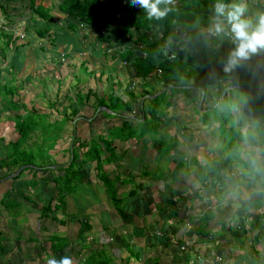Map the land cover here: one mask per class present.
Instances as JSON below:
<instances>
[{"label":"rangeland","instance_id":"374dc122","mask_svg":"<svg viewBox=\"0 0 264 264\" xmlns=\"http://www.w3.org/2000/svg\"><path fill=\"white\" fill-rule=\"evenodd\" d=\"M13 2V0H11ZM57 1L59 0H36V2H40L44 7H48L50 10V13L54 15V20H56L53 23L45 22L44 20H38V17L30 18V12L27 8L28 2L25 1L24 3L26 6V10L22 9L21 13L25 12L23 15L24 17H17L15 20V16H13L10 19L9 23V32L13 33V43L8 44V47H5L4 49L0 50V63L1 66L5 65L7 66L8 71H4L2 73L0 71V88L3 89L0 92V104L5 109L8 108L10 111V117L9 120H11L15 127V138L12 137L11 139H7V141H11V143L6 146V148L9 151L6 155L0 154V165L5 166L6 163H10L7 167L14 166V172H7L4 173L6 175L5 177H8V179L1 181L2 182H9V189L6 190L3 193H0V203H3L6 206L11 207L10 205H15L17 203V200L24 198V187L32 185L35 183L29 182L30 184H27V180L17 176V173L20 169H23V173L26 171L31 172L32 174L38 175V168L41 164H44L43 167H45V173L46 177L44 176L37 177L41 180L39 184L42 183V187L40 189L42 190V193L40 194L39 190L37 189L34 196H28V199H31V203L34 206H37L38 203L41 205L43 204V197L44 194L51 197L52 196V189H54L56 182L54 180L50 179L49 175L52 173L53 175H56L58 173V167H62L64 165H61L65 163L68 160V157L71 152V146H72V140L73 137L82 138V135L84 133V136H87L89 134V130H91V127L93 124H90V118H85L83 116L87 115L88 113L92 111V108L94 110V104L93 101L95 100V97H90V99L82 98L84 96V92L87 90L88 85H91V88H94L96 92L101 95L102 93H106L109 82H103L102 79L105 77V74L110 72H118L119 75L125 72L126 67H121L120 69H117V64L119 61H113V59L107 57H103L101 55V51L103 48L106 50L107 44L104 42H96L94 45L97 47L94 48L93 53L94 60L92 61V68L94 69V72H96L95 77L100 78V81L92 80V74L88 75L89 73H86L84 71L82 59L80 56H88L87 55V48L89 52V44L92 41V39L95 38L96 35L93 34V31H91L89 28H87L85 25L81 23V21L76 20V27L72 28L70 27V21L71 19H66V16L63 14L55 11L53 7H56L54 5H57ZM252 1V2H250ZM234 1L231 0L230 4H233ZM19 4H21V0H14V12L18 14L19 12ZM244 5L246 6V11L244 13V19H250L253 20V22H257V18L259 14L264 13V0H245ZM18 6V8H17ZM3 11V9H2ZM10 12H13L12 9L9 10ZM248 14V18L246 17ZM24 19V20H23ZM5 20V19H4ZM44 21V22H43ZM254 23V25H255ZM25 26V27H24ZM45 27H49V30L46 31L44 36H39L37 30L42 29ZM6 28H3L0 26V45L3 43H6V39L4 38L3 33L6 32ZM25 30V31H24ZM214 33H217L214 31ZM230 33V32H229ZM227 32H221L217 33V36L221 39V42L227 45V47L234 48L235 44L233 43V37L231 34ZM160 34V33H158ZM210 36L212 34L209 31ZM91 36V37H90ZM95 40V39H94ZM93 40V41H94ZM18 42H22L21 46H17ZM23 46V47H22ZM25 46V47H24ZM106 46V47H105ZM85 47V48H84ZM167 50L170 53H173L174 55L180 54L182 52V47L179 45V42L173 41L170 43V45H167ZM37 55L33 57V52ZM115 48L112 47L107 50V53L114 52ZM75 56V57H74ZM69 57L72 60H76V62L70 63L68 65V72L67 71H61L59 78L57 79L55 77L54 73H48V69H56L60 64L66 63V58ZM28 59L27 62L32 63L34 62V65L37 66L38 71L35 69V74H30L29 77L19 78L20 74H16V72H20L22 67L19 69H16V64H19V61ZM32 59V60H31ZM172 59V58H171ZM258 61L255 69L251 72L253 75L254 80H256L259 84L263 85L264 83V49L259 50L257 53L252 54L250 58L243 60L248 66H253ZM26 62V63H27ZM60 64H57V63ZM78 62V63H77ZM45 64H47V67H44ZM124 66H129L125 65ZM26 69L28 66L25 67ZM6 69V70H7ZM25 69V70H26ZM98 72V73H97ZM100 72H105L103 75L100 74ZM161 71L158 72L160 74ZM51 76H50V75ZM5 75V79L8 80L3 81L2 77ZM46 80V82L44 81ZM59 80V81H58ZM21 82L20 86L25 87L22 92H18V86L17 82ZM103 83H102V82ZM14 82L17 86V91H13L10 94H5V90L9 89L13 86ZM124 84V83H123ZM151 84V82H150ZM134 84L132 86V91L139 92L140 86ZM152 87V86H150ZM160 88V85L156 84V89ZM116 95L120 97L122 101L127 99V96L124 94H120L122 92V87H115L111 89ZM110 90V91H111ZM154 90V89H153ZM160 90H163V88L159 89L156 94L159 93ZM80 95L79 97L75 98L76 95ZM154 94V95H156ZM232 98L227 101V104L230 105L229 109L225 111L223 114L220 113L218 109H216L213 114L210 111L208 114L210 115V127H207L206 124H198L201 127L205 126V129L202 131L200 130L201 127H198L196 129L189 128L188 126L182 130V132L179 130L182 126V123H186L187 125L192 126L190 118H197L195 116L198 114L199 111V103L201 101V98L198 97L190 98L187 94V91H185L182 95H179L177 97L174 96L171 100V115L174 117H178V121L171 120V118H167L165 120V125L169 133L172 132L174 137H178L179 146L181 147L182 153H180V157L183 158V154H187L188 150L189 152H192L194 149V146L196 147V150H200L203 155L210 156V153H213L212 150H210L211 142L212 144H220L218 141H221V145H218L216 147L217 154L215 156H210L211 161H219L221 158L229 157V165L230 164H236V163H249L248 158L245 156L247 155V151L249 152L251 150L250 144L244 145L242 148H245V151H240L241 146L234 147L232 145H229L230 141H236L235 136H239L240 133H242V128L240 125L236 122V115L241 117L242 119L246 120V124L244 123V127L252 126L254 130V136L256 139H260L262 142V145L264 146V118L259 114L261 113L264 116V99H256V102L252 105L251 96H244L243 91L241 90H233L232 91ZM149 96L144 95L141 100L147 98ZM170 99V93L169 90H167L166 93L163 94L162 98L158 99V102L161 104H165ZM11 101L15 102L17 105V108L14 107V105L11 104ZM2 102L6 103L5 105L2 104ZM72 102L73 104H77L78 110L80 113L79 116H74L72 114ZM187 102H194L196 105V111L194 110V105L187 104ZM234 103H237L234 106ZM243 103L249 110L250 113L244 110V105L240 104ZM79 104V105H78ZM93 104V105H92ZM65 106H71L70 108H65ZM162 106V105H161ZM234 106V107H233ZM251 106V107H250ZM1 107V108H2ZM33 107V108H32ZM64 107V108H63ZM63 108V109H62ZM102 108V109H100ZM104 107H98L95 111L103 110ZM257 109V112H254L252 109ZM13 109V110H12ZM19 109V114H17V111ZM121 109V107H119ZM147 110V108H145ZM239 110V111H238ZM31 111V113H29ZM197 113H195V112ZM222 111V110H221ZM230 111V113H228ZM253 113L256 115L254 116ZM31 114L30 120L31 123L37 124L35 125V128H30L29 137L22 138L21 134L18 133V130L21 128V124L25 121L24 115ZM84 114V115H83ZM194 114V115H193ZM69 118L67 123L63 122L65 120L66 116ZM223 115V119L225 123L227 124V130L226 127L220 126L219 122L217 121L219 116ZM195 116V117H194ZM199 116V114H198ZM131 118H134L132 115ZM215 119V120H213ZM54 120H57L58 126L56 123H54ZM122 121V120H121ZM53 122V123H51ZM206 122V121H205ZM7 124L11 125V122L7 121ZM65 125H64V124ZM63 124V125H62ZM120 124V123H119ZM118 122L115 123L116 126L119 125ZM43 125L46 126L42 127ZM212 125V128H211ZM95 127L98 128L96 125ZM140 125L137 124V128L139 129ZM17 128V129H16ZM162 129V128H161ZM212 129V130H211ZM100 130V129H99ZM98 130V131H99ZM103 131H107L105 128L102 129ZM124 130L121 126L113 127L110 129V133H113L115 135H119L118 133ZM164 130V129H163ZM247 130V129H246ZM245 130V131H246ZM97 131V132H98ZM108 132V131H107ZM148 132H151L150 130ZM256 132V133H255ZM96 133V132H95ZM190 133V136L189 134ZM18 134V135H16ZM87 134V135H86ZM188 134V135H187ZM76 135V136H75ZM207 135V136H204ZM244 135V134H243ZM242 135V136H243ZM218 141H217V139ZM59 138V139H55ZM17 139V140H16ZM56 141H55V140ZM120 141H124L122 139H119ZM136 139L134 138V141ZM14 141H17L19 143V146L16 147V145L13 143ZM184 143V144H181ZM142 143V139L140 141ZM226 143V144H225ZM241 143V142H240ZM208 145L207 147L202 146ZM240 145V144H239ZM76 147V146H75ZM254 147V146H253ZM177 148V147H176ZM189 148V149H188ZM76 149V148H75ZM40 150V151H39ZM247 150V151H246ZM25 151L27 153H30L33 155L36 159H33L32 164H24L21 165L19 168H17V163H14L16 161H20L21 159L25 160ZM117 152V149H116ZM39 155V156H38ZM130 154H128L129 156ZM203 155H200L203 157ZM259 155V154H258ZM263 156L264 161V152L259 155V157ZM121 157V156H120ZM221 157V158H220ZM167 158V157H166ZM170 162L167 165L168 169L166 168V174H160L159 172L156 173L158 178L156 181L159 183L158 186H153L147 178L150 176L148 174L144 175L143 168L145 167H139L137 163L141 162V164H147L150 166V169L152 171L155 170L157 172L158 166H161L162 162L165 160V158H159L158 156L154 155V151L149 144L146 148L142 149L140 153H137L134 151L132 160L126 161L124 164H121L122 172L118 173V176L120 178L126 179V185H120L121 188H119L117 191L119 193V196L124 198V215L125 218H117L115 216L114 208L112 207L111 203L108 201V198L103 191V189L100 187L99 184H95L97 181V178L92 173V168H94V163L86 164L85 168H88L87 174H86V181H90L92 184V187H87L86 184H80L78 185V188L76 189V193L71 195L68 194L66 196V201L68 204V209L65 212H62L61 209L56 210V216L58 218V229L61 228L63 230H66L68 226L73 225V218L75 217V213H80V210L83 207H87L85 212L89 214H93V220L97 223L98 221L103 222V224H106L105 226H114L116 225L115 222H119L121 220L124 225L128 223L129 221H132L133 219H138L136 216H134V213H146L149 210L155 211L161 218L164 220L167 219V221L171 222L173 225V222L175 218L172 216V211L175 210L174 205H168L167 201L169 202L172 198L178 199V196H184L183 194L186 192L188 197L193 198L195 194L198 192H194L195 189L193 186L195 184H201L202 181H199L194 176H199V172L201 176H206L208 172L210 171L208 166L199 167V163L197 161V164L195 162H191L188 164L190 168V172L187 171L185 175H183L181 172L177 171L176 163L174 160V155L169 156ZM185 158V157H184ZM120 159V158H119ZM44 160V162L42 161ZM124 161V160H122ZM30 162V161H26ZM58 163L56 165V163ZM183 162L182 159H180V164ZM207 162V161H206ZM112 164V163H111ZM105 165V169H109L108 167L111 165ZM60 165V166H58ZM202 165H209V163L200 164ZM115 168V164L113 165ZM112 166V167H113ZM175 166V168H173ZM6 167V168H7ZM4 169V172L6 170ZM138 168V169H137ZM201 168V169H200ZM57 170V173H56ZM110 170V169H109ZM116 173V172H115ZM114 173V175H115ZM179 176H178V175ZM14 176V177H12ZM4 177V178H5ZM115 177V176H113ZM155 179V178H154ZM136 180H143L142 185H145L144 189L138 188L136 196H127L128 187H131V184L136 185ZM85 181V182H86ZM160 181H162V184H160ZM194 181V182H193ZM130 185V186H128ZM164 186L163 191H158L160 188L159 186ZM84 191V193H83ZM26 194H32L33 190L31 188H26L24 190ZM151 193H154L155 201ZM157 193H160V197L157 196ZM183 193V194H182ZM12 194L15 196L13 197ZM85 194V195H84ZM45 195V196H46ZM152 197V200H151ZM41 198L40 201H37L36 199ZM95 199V201L93 200ZM129 199V201H128ZM170 199V200H168ZM180 199V198H179ZM179 201V200H178ZM46 202V201H45ZM180 203V209L179 212L182 210V201H179ZM39 207V206H38ZM166 207V208H165ZM33 208V207H30ZM170 209L171 211H167ZM70 211V212H69ZM178 212V210H175ZM34 212L35 217L38 216L39 209L33 208L30 213ZM73 213V215L71 214ZM28 211L24 212V215H27ZM29 215V214H28ZM25 217V219L28 218ZM112 215V216H111ZM158 216V217H159ZM41 217L44 218V216L41 215ZM177 218V216H176ZM52 219V218H51ZM51 219H47L50 220ZM98 221H97V220ZM141 223H137L138 225L146 226L147 219L145 218V215H142L141 217ZM56 223V221H55ZM41 233H45L44 230H40ZM109 232H113L112 236L113 238L116 237L118 234L116 232V228L111 229ZM115 233V234H114ZM80 234V233H79ZM114 234V235H113ZM60 236V234H59ZM65 236L68 237V235L65 234ZM90 238L92 241L94 240L93 233H90ZM93 237V238H92ZM126 237V235H124ZM43 240H46L43 238ZM52 242L43 243L45 245L44 252L42 251V256L45 255H52L53 249L51 247ZM123 244V242H121ZM77 246H74L76 248ZM110 248V247H109ZM71 249V247H70ZM73 252V250H72ZM71 252V253H72ZM76 253V252H75ZM67 254L68 251H67ZM111 254L109 253L108 249L106 248H87L84 251L83 255V261L79 264H96V259L99 257V255L104 256ZM78 254H75L73 257L77 256ZM60 256L58 257V259ZM43 261L44 258H43ZM46 264V262H44ZM101 264V263H98Z\"/></svg>","mask_w":264,"mask_h":264},{"label":"trees","instance_id":"16d2710c","mask_svg":"<svg viewBox=\"0 0 264 264\" xmlns=\"http://www.w3.org/2000/svg\"><path fill=\"white\" fill-rule=\"evenodd\" d=\"M233 1L236 4L244 5L245 3V0ZM216 2L217 0H171V3L160 5L161 8L169 9L167 14L160 19H148L146 13L141 8L131 5L130 0H59L57 1V5H54L56 7H51L66 16L67 20L71 19L70 24H72L70 27L75 28V21L79 20L96 35L95 40L92 39L89 44V52L88 48L86 49L88 56H80L84 71L89 73L88 75H93L92 80L100 81V78H102L95 77L96 72H94L91 65L92 56L94 55L91 52L97 47L94 44L99 41L106 43L108 49L115 48V51L109 54L107 53L108 49L103 48L100 54L105 58L109 57L113 59V61H119L117 69L121 67H126V69L120 75L118 72L105 74L102 81L109 82L106 93L99 95L94 88H91V85H88L87 90L83 93L84 96L82 98L90 99V97H95L94 110L92 108L90 114L88 113L83 116L90 118L89 122L93 125L91 130H89V134H86L87 136H84L83 133L82 138L73 137L68 160L61 164L64 166L58 167L56 175L52 173L49 175L50 179L54 180L56 184L51 191L52 196L46 202L43 201L40 215L56 220V210L61 209L62 211L65 208L66 195L75 193L78 185L82 183L91 184L90 181L85 180L88 171V168L86 169L85 166L93 162V175L96 176L102 187H104L108 201L111 203L116 214L124 219V198L118 196L116 184L123 185L127 181L126 179L122 180L117 172L123 171L121 164L129 161L130 158L128 156L129 152H126L124 149L123 151L116 152L117 144L125 142V145H128L129 148L135 144H140L142 139L144 148L151 144L155 150V156H165L169 152H172L174 156H178L175 139L171 137L167 131L168 129L163 127L166 123L165 120L171 114L170 107L173 96L187 91L190 98H201L200 112L198 114L203 123L206 121L204 124L207 127L210 126V111L213 114L218 109L223 114L229 109L230 105L227 104V101L233 97V90L238 89L243 91L244 96H251L252 105L256 102V99H264V83L263 85L259 84L254 80L251 73L259 60L253 66H248L245 62L241 61L231 71H224L223 66L233 48L227 47L226 44L221 42L217 34H212L216 31L215 25L218 19L214 12ZM222 2L230 4L231 0H222ZM27 9L30 12V18H33V20L35 17H38V20L42 19L45 22L53 23L56 21L48 7H44L40 2H36V0H30V7ZM219 19L223 20V18ZM251 22L254 25L255 22ZM222 26L225 32H230V26L227 25L226 21L223 22ZM48 30L49 27H45L38 29L37 32L39 36H44ZM209 31L212 36H210ZM3 35L6 43L0 45V50L8 47V44L13 43L14 40L13 33L9 31L3 33ZM172 40L179 42V45L182 47L180 54L174 55L169 52L170 50H167L166 46L170 45ZM20 45L24 44L19 42L17 46ZM67 63L70 64L71 62L67 61L64 64ZM124 63L129 66H124ZM159 71H161L160 74H158ZM104 73L100 72L101 75ZM134 84L140 86L141 90L139 92L132 91ZM156 84L160 85V88L157 90H155ZM115 87H122L120 94L127 96L126 100L122 101L111 90ZM161 88L163 90L156 94ZM1 90L3 89L0 88V92ZM167 90L170 93L169 101L165 104L159 103L158 99L162 98ZM13 91H17L16 86L5 90V94L11 95ZM144 95L154 96L141 100ZM79 96L77 94L75 98ZM11 104L17 108L15 102L11 101ZM236 104L234 103V106ZM71 105L72 107L65 105L64 107H71L72 114L79 116L81 112H79L77 104H73L72 102ZM98 107H104V109L96 112L95 110ZM194 110L196 111L195 103ZM252 110L257 112L256 108ZM259 114L264 118L261 113ZM131 115L134 118H131ZM30 116L31 114L24 115V119H26L21 124L20 130H18V133L24 139L29 135L30 128L33 129L37 125L31 123ZM223 118V115H221L217 121L220 126L226 127L227 130V124ZM235 119L237 124L240 125V118L236 116ZM68 120L69 118L66 116L63 122L67 123ZM116 122L120 123L118 126L122 125L124 129L118 133L119 135L110 133V129L118 127L115 125ZM54 123L58 126L57 120H54ZM137 124L140 125L139 129L137 128ZM96 125L98 128L95 127ZM42 127L46 128L45 125ZM104 128L108 132L103 131L102 129ZM149 130L151 132H148ZM246 131L245 137L252 136V126H249ZM118 138L124 141H120ZM134 138L136 139L135 141ZM235 138L236 141L226 143L237 147V144H241L242 139H244L241 133L239 136H235ZM13 143L16 147L19 146L17 141ZM24 154L25 160L21 159L14 162L17 163V168L24 164H32L31 161L36 159L30 153H27V151ZM228 158H221L218 162L210 161L208 165L210 171L206 176L209 177L211 175L215 179L219 177V172L229 163ZM42 161L44 162V160ZM108 164H111L108 167L110 170L105 169V165ZM137 164L139 167H149L146 163L141 164L139 162ZM43 166L44 164H41L38 171H41L44 174V178H47L44 171L45 167ZM146 168H143L142 173L144 175L148 174L152 178L155 177V172H148ZM33 181L35 180H31V182ZM138 188L143 189L144 186L141 183H137L128 190L127 196L137 195ZM176 202L177 200L171 199L167 203L168 205H175ZM172 215L178 216V212L173 210ZM199 219L202 220L201 217ZM87 228L88 226L80 228L79 233L82 234ZM55 239L57 242L52 243L51 247L53 251L60 253V251H63L66 242L60 236ZM57 245L59 246L56 247ZM98 263L115 264L112 255L108 256L105 254L104 256L99 255L96 259V264Z\"/></svg>","mask_w":264,"mask_h":264},{"label":"crops","instance_id":"0c3cea01","mask_svg":"<svg viewBox=\"0 0 264 264\" xmlns=\"http://www.w3.org/2000/svg\"><path fill=\"white\" fill-rule=\"evenodd\" d=\"M25 1L28 2V6L30 7V0H21V4L18 5L20 7L18 8L17 6L19 12L16 14L12 7L14 6V0L13 2L11 0H0V26L6 28V32L10 31L8 27L13 14L15 15L13 16L15 17V20L16 16L18 18L20 16L24 17L23 15L25 12L21 13L22 11L20 10H26L25 4L27 3H24ZM10 9H12L13 12H10ZM246 17L248 18V14ZM248 20L250 19L248 18ZM212 34L215 35L217 33L213 32ZM32 52L35 60L37 55L34 51ZM92 58L93 60L95 59L94 56H92ZM27 61L28 59H26V61L22 60L19 61V64H16V69L22 67L20 72H16V74H20L19 78H24L26 75L29 77L30 74H35V69L38 71L34 62L29 63ZM66 61H70L71 63L76 62V60H72L68 57L66 58ZM81 63L82 62H80V64ZM1 64L5 63H0V71L2 73L8 71L7 66L5 65L4 67L1 66ZM57 64L60 63L58 62ZM26 66H28L27 69L25 68ZM44 67H47V64H45ZM67 68V64H60L56 69H48V73H54L55 77L58 79L61 71L65 70L68 72ZM2 80L6 82L8 81L5 79V75H3ZM44 81L46 82V80ZM12 83L13 86H16L14 82ZM20 85L21 82L18 81L17 86L19 94L25 88ZM179 95H182V93L175 95V97ZM172 98H174V96ZM1 99L2 98H0V101ZM2 104L5 105L6 103L2 102ZM187 104L193 106L194 102H187ZM240 104L244 105L243 103ZM1 107L2 105L0 104V154L3 153V155H6L8 152L5 151H9L6 146L11 143V141H7V139H11L12 137L15 138V132H13L15 131V126L13 127L14 123L9 120V118H11L9 109ZM243 108L250 113V110L245 105ZM17 114H19V109ZM253 115L255 116L256 113H253ZM195 116H197V118L189 119L193 123L192 126L190 124L187 125L186 123H182L179 130L182 132L187 126L189 128L193 127L194 129L201 127L198 124L201 123L203 125L205 122L203 123L200 120L198 114ZM169 118L178 121V117H174L171 114ZM239 118L240 126L242 128L241 135H246L247 131L245 130L247 127H244L246 120L241 117ZM7 121L11 122V125L7 124ZM204 129L205 126L200 128L202 131ZM252 133L253 134L250 137H245L243 135V138H245L242 139V143L238 145L241 146L240 151H245V148H242V146L249 145L248 142L253 144L250 145L252 147H250L251 150L249 152L246 150L247 155L245 156L248 158L249 163L228 164L225 169L229 170L219 172V177L221 178L217 177L216 179L211 175H209V177L201 176L200 172L198 173L199 176L191 174L194 179L197 177L199 181H202V185L195 184L193 186L195 189L194 192L198 191L193 198H190L191 196H186L187 193L185 192L184 194L182 193L184 196H178V199H175L177 202L174 206L176 207L175 210H178V216L176 218V216L172 215L173 218H175L173 219V225L171 222L167 221V219L164 220L161 218V216L155 211L149 210L146 213H134L133 215L138 219H133L126 223V225L119 220L118 223L115 222L116 225L108 227L97 219L98 222L96 223L93 220V214L88 215V213L85 212L87 207H83L80 210V213H78V211L74 212L75 217L72 220L73 225L68 226L66 230L61 228L58 229V218L56 220L51 219V217L48 216H44L43 218L40 213L35 217L34 212L30 213L33 208H38L39 212H41L42 205L40 203H38L37 206L30 204L32 201L27 197L34 196L37 189L40 191V194L42 193V190L40 189L42 183L39 184L41 180L37 177L44 176V174L41 171H38V175L32 174L29 171L23 173L22 169H20L17 176H15L16 178L21 176V178L28 181L27 184H30L29 182H31V180H35V183L33 186L30 185L26 187L25 185L24 190L26 188H31L33 192L32 194H26L23 190L24 198L17 200L15 205H10L11 207H9L0 203V264H44L46 258L55 257L58 259L59 256L61 257L63 255H69L72 258L73 264H79L80 261H83L84 251L87 248L108 249L115 264H264V161H262L263 156L259 157V155L264 152V146L262 145L261 140L256 139L254 136V130ZM169 134L175 139L178 150V156H174L176 168L175 166L173 168L181 172L183 175H185L187 171H191L188 166L191 162L197 164L198 161V165L201 168L208 166H200V164H202V162L209 163L211 161L210 156H215L217 154L215 148L222 143L221 141H218L216 137L220 144H212V142L210 146H204L202 144L204 147H211L210 150H212L213 153H210V156L203 155L202 152L196 150V147L194 146L193 151L189 152L188 150V153L183 154L182 158L180 157L182 150L179 146L180 141L178 140V137H174L172 132ZM188 134L190 136V133ZM5 137H7V139H5ZM181 144L184 143L181 142ZM123 149L126 152H129V158L132 160L134 151L140 153L141 150L144 149V146L140 143L128 148V145H125V142L118 143L117 152L123 151ZM153 151L155 154L154 149ZM171 155H173L172 152H169V154L165 156H158L159 158L164 157L165 160L162 162L161 166H158L157 172L154 170L155 177L147 178L153 186L159 185L156 181L158 178L156 173L159 172L163 175L166 174V168L168 169L167 165L170 162V158L167 159L166 157ZM200 155H203V157ZM180 159L183 160L181 164ZM9 164L10 163H6L5 166L0 165L1 181L8 179V177H5L7 174L4 175V173L15 171L14 166L7 167ZM137 166L139 165H136V167ZM5 168L6 170L4 172ZM146 169L148 172L152 171L150 166ZM9 182L10 181L0 183V193L9 189ZM136 183L142 184L143 180H136ZM85 184L87 187L91 188L93 183ZM95 184H99L104 191V187H102L98 180ZM160 184H162V181H160ZM116 185L117 191L121 188V184ZM131 185V187H128L129 189L134 186V184ZM143 186L145 187V185ZM159 188V192L164 190V186L160 185ZM137 193H139V191H137ZM117 194L119 196L118 191ZM45 195L46 194H44L43 197L41 196L44 202L50 198L49 196L47 198V195ZM151 195L155 201L154 193H151ZM160 195V193H157L158 197H160ZM12 196L14 197L15 195L12 194ZM66 196H68V194ZM41 198L36 200L40 201ZM93 200L95 201V199ZM178 200L182 201L183 211L181 210L180 212V203ZM67 209L68 204L66 201L65 208L62 212L67 211ZM25 211H28L29 214H27V219L24 217H27V215H24ZM167 211L171 210L168 209ZM71 214L73 215V213ZM142 215H145V218L147 219L146 226H140L137 224L141 223ZM114 217L121 218L116 212ZM200 217L202 220L199 219ZM49 218L51 221L47 220ZM85 226H88V228L82 234H79L80 228H84ZM114 228H116V232L118 233L115 238L112 236L113 232H109L111 229L114 230ZM40 230H44L45 233H41ZM90 233H93L94 235L93 241L90 238ZM59 234L66 242L63 251H60V253L54 251L52 255L47 254L42 256V251L44 252L45 250V245H43V243H48V241L52 243L57 242L55 238L58 237ZM65 234L68 235V237L65 236ZM124 235H126V237H124ZM43 238L46 240H43ZM121 242H123V244H121ZM58 246L59 245L56 247ZM74 246L77 247L74 248ZM67 251L69 254H67ZM75 254L78 255L73 257ZM43 258L45 261H43Z\"/></svg>","mask_w":264,"mask_h":264},{"label":"clouds","instance_id":"9594fccd","mask_svg":"<svg viewBox=\"0 0 264 264\" xmlns=\"http://www.w3.org/2000/svg\"><path fill=\"white\" fill-rule=\"evenodd\" d=\"M130 3L134 7L141 8L148 19H160L169 11L168 8H161L160 5L171 3V0H130ZM245 11L246 6L243 4H226L222 0H217L214 6L215 16L218 18L215 25L216 32L225 31L222 25L226 21L235 44L223 66L225 72L231 71L241 61L264 49V13L259 14L257 22L253 25L250 20L243 18ZM225 168L222 171L229 170ZM46 264H73V261L69 255H63L59 259L46 258Z\"/></svg>","mask_w":264,"mask_h":264},{"label":"water","instance_id":"95a60500","mask_svg":"<svg viewBox=\"0 0 264 264\" xmlns=\"http://www.w3.org/2000/svg\"><path fill=\"white\" fill-rule=\"evenodd\" d=\"M147 96L152 97V96H154V95H147ZM100 109H102V108H100ZM103 109H104V108H103Z\"/></svg>","mask_w":264,"mask_h":264},{"label":"built area","instance_id":"2783aa9c","mask_svg":"<svg viewBox=\"0 0 264 264\" xmlns=\"http://www.w3.org/2000/svg\"><path fill=\"white\" fill-rule=\"evenodd\" d=\"M170 57H172V55H170ZM220 259V258H219Z\"/></svg>","mask_w":264,"mask_h":264}]
</instances>
